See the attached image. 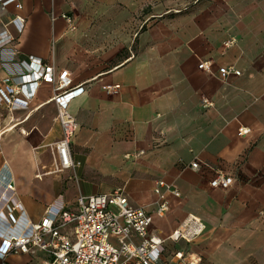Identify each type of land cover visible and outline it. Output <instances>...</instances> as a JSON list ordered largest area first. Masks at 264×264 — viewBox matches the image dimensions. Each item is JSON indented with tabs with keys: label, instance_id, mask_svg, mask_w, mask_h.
I'll use <instances>...</instances> for the list:
<instances>
[{
	"label": "crops",
	"instance_id": "obj_1",
	"mask_svg": "<svg viewBox=\"0 0 264 264\" xmlns=\"http://www.w3.org/2000/svg\"><path fill=\"white\" fill-rule=\"evenodd\" d=\"M79 2L19 0L17 7L0 0L1 38L10 34L15 39L0 47V81L17 74L20 62L35 57L53 64L57 73L67 70L72 85L84 87L70 103L79 125L71 145L82 162L76 171L47 173L53 157L50 165L44 164V151L35 149L45 145L37 142L44 132L34 120H54L55 139L62 135L52 84L34 87L27 109L0 106V174L13 178L24 207L23 218L11 231L39 223L62 195L74 209L81 193L121 189L132 205L153 211L152 231L167 239L169 253L197 254L200 264H264V0L187 4L171 16L167 47L156 35L152 46L141 45L116 64L125 44L103 42L97 28L87 38L64 18L71 16L75 25ZM16 17L25 19L22 32L13 24ZM138 36L146 39L143 33ZM231 39L236 43L227 47ZM202 61L212 63L211 72L199 68ZM224 66L243 74L225 78L219 71ZM116 84L121 85L118 93L107 91ZM204 99L213 105L205 107ZM242 128L250 132L240 135ZM194 161L201 170L190 166ZM216 169L232 175L234 184L228 189L211 186ZM158 181L181 191L180 197L169 196L165 217L155 213ZM5 185L0 183L1 233L10 227ZM191 215L205 222V232L192 242L170 240ZM7 248L0 239V250ZM49 260L38 250L10 255L6 262Z\"/></svg>",
	"mask_w": 264,
	"mask_h": 264
},
{
	"label": "built area",
	"instance_id": "obj_2",
	"mask_svg": "<svg viewBox=\"0 0 264 264\" xmlns=\"http://www.w3.org/2000/svg\"><path fill=\"white\" fill-rule=\"evenodd\" d=\"M4 6L19 0H1ZM74 25L71 16H64ZM19 32L25 28V19L16 17L13 20ZM10 34L1 38L0 47L14 41ZM236 43L231 39L226 46ZM199 68L211 72L212 63L202 61ZM19 72L0 81V106L11 111L27 109L32 101V89L42 83L53 85V100L57 106L56 120L59 122L62 135L50 147L54 169L47 173L59 174L67 170H77L82 162L75 159L72 153V141L78 131V121L70 111V103L83 94L84 87L73 86L67 70L56 72L53 64L31 57L19 63ZM220 74L225 78L241 76L243 73L235 66L220 68ZM121 85H109L108 92L118 93ZM205 107L212 106L204 99ZM250 132L242 128L240 135ZM195 170H201L199 161L190 165ZM43 174L38 177L42 178ZM77 179V176H75ZM5 182L2 193L5 199V209L10 223L7 232H0V239L7 241L6 251L0 250V264H7L10 255L36 254L38 250L47 253L50 260L46 264H200L202 257L184 251L169 253L166 246L167 239L153 233V211L143 206H134L119 189L112 193L79 194L74 209L69 208L64 196L56 199L48 208L46 215L39 223L26 224L22 231L12 232L23 218L24 207L16 195L13 178L3 179ZM235 182V178L223 169L215 170V177L211 181L214 188L228 189ZM155 192L158 200L155 213L165 217L170 211L169 196L180 197V189L171 183L158 181ZM7 195V196H6ZM112 207H116L115 211ZM4 210V209H3ZM205 222L194 215L186 219L170 236L174 242L185 240L192 242L206 230ZM15 229V228H14Z\"/></svg>",
	"mask_w": 264,
	"mask_h": 264
},
{
	"label": "rangeland",
	"instance_id": "obj_3",
	"mask_svg": "<svg viewBox=\"0 0 264 264\" xmlns=\"http://www.w3.org/2000/svg\"><path fill=\"white\" fill-rule=\"evenodd\" d=\"M199 0H80L75 6L74 14L76 16L75 26L90 35L91 31L97 28L101 34L103 42L126 45V48L119 54L113 64L123 61L127 56L131 55V51H137L141 45L150 47L154 44L153 38L161 35L160 43L163 47H167L169 43V31L171 16H175L176 10H183L187 4L193 5ZM224 3L226 0H221ZM186 10V8H185ZM114 19V22H104V18ZM76 29V30H77ZM146 35V39L139 38V34ZM108 34V35H107ZM107 35V36H106ZM108 38V41H106ZM159 42V40H157ZM128 45V46H127ZM52 115V111L50 112ZM53 117V115L51 116ZM54 120L46 118H38L34 120L44 132L40 134L37 142L45 145L43 147H35L36 152L42 155L44 164L50 165L52 162L51 145L56 141L57 135L52 132ZM49 138L45 140V136ZM43 140V141H42ZM39 150V151H38ZM54 169L51 165L47 170ZM68 175L67 173H64ZM63 174V176H64ZM56 175V174H55ZM46 188L51 189L50 186ZM74 198V197H72ZM117 211L116 207H112Z\"/></svg>",
	"mask_w": 264,
	"mask_h": 264
},
{
	"label": "bare ground",
	"instance_id": "obj_4",
	"mask_svg": "<svg viewBox=\"0 0 264 264\" xmlns=\"http://www.w3.org/2000/svg\"><path fill=\"white\" fill-rule=\"evenodd\" d=\"M1 192H3V191H1Z\"/></svg>",
	"mask_w": 264,
	"mask_h": 264
}]
</instances>
